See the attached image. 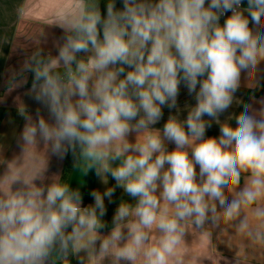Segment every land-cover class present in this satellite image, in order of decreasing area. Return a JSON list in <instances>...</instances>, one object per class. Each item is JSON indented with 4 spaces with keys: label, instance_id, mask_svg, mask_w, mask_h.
Returning <instances> with one entry per match:
<instances>
[{
    "label": "clouds",
    "instance_id": "9594fccd",
    "mask_svg": "<svg viewBox=\"0 0 264 264\" xmlns=\"http://www.w3.org/2000/svg\"><path fill=\"white\" fill-rule=\"evenodd\" d=\"M116 3L107 0L106 14L100 0H79L75 12L61 9L57 54L35 48L10 82L26 84L32 73L28 94L49 117L38 108L34 120L20 109L23 150L43 141L63 159L79 149L84 174L94 169L115 186L91 191L94 202L84 206L81 191L59 176L45 183L46 169L9 170L7 188L0 189V264H69L82 251L87 256L79 264L102 254L113 264H136L141 255L143 264H169V258L183 264L176 249L189 223L209 236L222 225L233 228L248 246L264 249V108L245 104L238 115L219 118L234 102L241 72L252 86L264 61V0H247L246 8L243 0ZM181 83L196 100L184 120ZM165 106L177 115L154 128ZM213 122L219 136L206 137ZM166 141L175 149L168 151ZM117 187L135 204L119 203L101 239L105 198L112 203ZM153 230L158 240L149 245Z\"/></svg>",
    "mask_w": 264,
    "mask_h": 264
},
{
    "label": "crops",
    "instance_id": "0c3cea01",
    "mask_svg": "<svg viewBox=\"0 0 264 264\" xmlns=\"http://www.w3.org/2000/svg\"><path fill=\"white\" fill-rule=\"evenodd\" d=\"M207 2L210 0H206V6ZM78 7L79 0H0V107L6 109V115L0 126V189L7 188L10 177L6 174L9 170L14 174L18 166L23 167L29 174L39 169H46L45 183L51 182L54 176H59L61 179L66 155L63 159L52 155L50 148L43 141L36 146H26V150L22 148L20 136L26 121L20 115V109L24 108L35 120L36 110L39 108L41 115L49 119L47 110L28 94L31 87L28 85L30 73H26V84L10 87V82L13 73L19 72L24 60L35 48L42 47L45 53L51 51L53 55L57 54L55 44L63 35L62 29L55 25L58 12L61 9L75 12ZM241 7H247V0H243ZM245 15L247 16L246 12ZM249 20V27L255 30L250 17ZM224 21L225 18L221 17V25ZM16 79L19 81L20 77L17 76ZM249 84L247 74L242 71L240 87L234 94V102L219 117L221 122L227 120L229 116L238 115L244 110L243 105L245 104L250 105L256 111L264 108V103H262L264 101V61L258 65L255 77L251 81L252 86ZM194 95V93L190 95L181 83L177 98L180 120L186 119L187 106H195ZM162 111V119L153 125L154 128L161 130L170 115H177V109L169 110L166 106L162 107ZM205 119L209 118L205 117ZM229 122L233 127L236 126L235 119ZM209 136H219V125L215 122L206 131V137ZM129 139L134 142L135 134L129 136ZM166 147L168 151H172L175 149V144L166 141ZM78 162L79 157L69 185L72 189L81 191L83 203L94 202L89 195L91 191L98 190L103 193L107 187L115 186L116 182L111 176H108V183L104 184L96 176L94 169L84 174V162L81 161L80 164ZM36 183L39 184L40 181L37 180ZM18 186L19 182L14 184L13 188ZM122 200L135 204V200L118 187L115 189L112 203L105 198L107 215L102 219L107 227L100 230L101 239L110 233L114 213ZM248 214L253 224L258 223L251 216L250 211ZM133 221L134 217H130L127 223L132 224ZM187 228L188 234L176 249V255L182 258L183 264H264V249L248 246L244 237L237 236L233 228L222 225L221 228L213 229L211 236L200 233L190 223ZM124 232H127L126 226H124ZM158 236L159 234L153 230L149 245L157 242ZM99 244L100 241H97V253ZM111 251L114 252L116 249L113 248ZM70 256L73 258V264H79V258L86 259L87 254L82 251L79 256ZM57 264L60 262L58 261ZM89 264H113V260L110 255L102 254L90 258ZM121 264H127V262L122 261ZM136 264H143L142 255ZM169 264H173L172 258H169Z\"/></svg>",
    "mask_w": 264,
    "mask_h": 264
},
{
    "label": "trees",
    "instance_id": "16d2710c",
    "mask_svg": "<svg viewBox=\"0 0 264 264\" xmlns=\"http://www.w3.org/2000/svg\"><path fill=\"white\" fill-rule=\"evenodd\" d=\"M106 3H107V0H100V9H101L102 14H106ZM116 6H117V8H122V6H123L122 0H117ZM81 55H83V54H81ZM32 75L33 74L30 73L29 82H28L29 86H31V83H32ZM5 115H6V109L0 107V126H1V123H2ZM78 157H79V149H77V155L76 156H74L71 151H69L66 154V158H65V162H64V166H63V173L61 176L62 182H65L68 184L70 183L71 175H72V172L75 168ZM68 260H69V264H73L72 256H69Z\"/></svg>",
    "mask_w": 264,
    "mask_h": 264
},
{
    "label": "built area",
    "instance_id": "2783aa9c",
    "mask_svg": "<svg viewBox=\"0 0 264 264\" xmlns=\"http://www.w3.org/2000/svg\"><path fill=\"white\" fill-rule=\"evenodd\" d=\"M229 15H231V13L229 12V13H226L224 16H221L222 18H227V16H229ZM89 204H92V203H90V202H87V203H83V205L84 206H87V205H89Z\"/></svg>",
    "mask_w": 264,
    "mask_h": 264
}]
</instances>
